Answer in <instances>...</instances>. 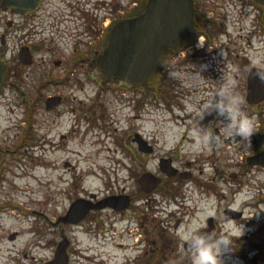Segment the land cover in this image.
<instances>
[{
	"label": "flooded vegetation",
	"instance_id": "obj_1",
	"mask_svg": "<svg viewBox=\"0 0 264 264\" xmlns=\"http://www.w3.org/2000/svg\"><path fill=\"white\" fill-rule=\"evenodd\" d=\"M13 1L0 0V27L4 31L1 43H6L7 31L36 30L30 35L36 38V51L53 49L50 59L64 68L58 85L74 81L72 71L81 81V77L87 82L92 80L100 91L112 88L127 93L137 89L105 78L98 66L113 28L137 15V0L123 4L121 0H36L35 9ZM194 2L195 32L165 54L153 79L162 87L160 90L153 85L159 88L163 111L171 117L164 121L169 123L164 132L172 127L175 133L155 136L161 141L134 134L126 143L132 150L126 151L125 144L122 151L127 163L116 162L127 173L117 186L101 192L79 188L76 183L70 187L63 215L78 201L91 205V209L77 223H57L63 215L50 223L60 239L68 240V264H191V254L179 233L194 220L201 222L204 231L232 233V250H239L236 256L240 264H264V216L254 218L257 212H264V83L252 75L253 60H264V1L209 0L208 7L201 0ZM28 36L21 42H26ZM198 38H203V48H197ZM183 52H188L186 58L180 57ZM200 64L208 65L198 77L207 85L204 90L194 81L185 86L169 77L174 69L199 72L194 65ZM94 69L101 73L97 82L90 75ZM229 80L242 112L251 122V145L237 137L220 148L197 150L198 130L220 132L223 122L214 115L200 120L187 110L188 105L203 104ZM44 84L38 87L39 93ZM64 100L55 110L63 106ZM27 101L23 96L22 105ZM125 107H130L129 100L125 99L118 111L125 114L126 110L121 111ZM138 140L147 143L150 153L138 149ZM153 159L156 162L150 167ZM167 170L175 173L169 175ZM144 175L150 182L160 181L159 185L149 184L144 190L140 184ZM73 188L80 190L73 195ZM7 209L23 210L12 200L0 202V212ZM243 224L247 231L239 239L235 233ZM34 235L36 241V230ZM78 235L85 240H79ZM8 239L17 242L19 232L11 233Z\"/></svg>",
	"mask_w": 264,
	"mask_h": 264
},
{
	"label": "rangeland",
	"instance_id": "obj_2",
	"mask_svg": "<svg viewBox=\"0 0 264 264\" xmlns=\"http://www.w3.org/2000/svg\"><path fill=\"white\" fill-rule=\"evenodd\" d=\"M201 2L210 5L209 0ZM3 32L0 27V35ZM35 33L36 30L7 31L5 45L0 41V58L11 70L8 83L0 91V202L12 200L23 209L0 212V264L51 261L57 248L54 244H59L61 239L50 223L65 213L70 187L76 183L79 188L101 192L106 187L117 186V181L122 183L127 173L116 162L127 163L122 151L134 134L161 141L155 136L175 133L172 127L164 132L169 124L164 121L171 117L162 109L159 88L153 87L159 86L153 80L155 77L127 93L114 92L112 88L100 91L92 80L87 82L81 77V81L72 71L70 75L76 76L74 81L58 85L64 77V68L50 59L53 49L36 51V38L30 36ZM24 34L29 35L28 39L21 42ZM24 44H29L26 46L32 51L30 66L19 61ZM90 75L96 77L95 81L100 80L97 69L90 71ZM193 81L203 90L207 88L202 80ZM41 83L45 84L39 93ZM17 88H22L24 95H18ZM23 96L28 101L22 105ZM52 96L65 98L61 108L46 109L45 101ZM125 99L130 107L121 110H126L121 114L118 109ZM28 112L34 116L31 126L26 122ZM28 128L30 135L23 140ZM64 135L66 138L62 139ZM127 145L126 151H131ZM155 162L153 159L150 167ZM69 163L72 170L66 168ZM79 190L73 188L72 194ZM13 232H19L15 243L8 239ZM78 238L85 240L81 235Z\"/></svg>",
	"mask_w": 264,
	"mask_h": 264
},
{
	"label": "water",
	"instance_id": "obj_3",
	"mask_svg": "<svg viewBox=\"0 0 264 264\" xmlns=\"http://www.w3.org/2000/svg\"><path fill=\"white\" fill-rule=\"evenodd\" d=\"M13 3L36 6V0H14ZM194 16L193 0H149L144 14L122 21L113 29L109 45L99 59L100 68L122 85H142L161 66L164 53L194 31ZM20 61L23 65H32L30 49L21 50ZM7 74V65L0 61V89L5 85ZM60 102L59 97L49 98L47 108L52 109ZM141 149L145 150L144 147ZM146 181L147 176H144L141 183ZM90 209L91 205L78 201L59 222L77 223ZM50 264H68L66 243H60Z\"/></svg>",
	"mask_w": 264,
	"mask_h": 264
},
{
	"label": "clouds",
	"instance_id": "obj_4",
	"mask_svg": "<svg viewBox=\"0 0 264 264\" xmlns=\"http://www.w3.org/2000/svg\"><path fill=\"white\" fill-rule=\"evenodd\" d=\"M197 48L204 47L203 38H198ZM188 52L180 54L181 58H186ZM253 67L255 69L252 75L264 83V60L254 59ZM199 68V72L187 73L183 69H174L169 71V77L181 81L185 86H190L193 80L198 81V77L207 70V64L194 65ZM233 82L229 80L225 85L219 88L216 93L210 96L203 104H189L188 111L195 113L200 120L206 115H214L223 122L222 131H208L201 128L196 133L197 143L194 146L197 150L201 147L211 149L220 148L227 140L239 137L246 141L250 147L252 135L251 122L246 118L241 110L240 99L232 92ZM264 216V212H257L254 218ZM247 231L245 224L241 225L235 233L241 239ZM180 238L187 245V250L191 254V264H240L239 258L233 251V241L230 238L232 233L217 235L215 231L202 230V224L199 221H193L191 224L180 230Z\"/></svg>",
	"mask_w": 264,
	"mask_h": 264
},
{
	"label": "trees",
	"instance_id": "obj_5",
	"mask_svg": "<svg viewBox=\"0 0 264 264\" xmlns=\"http://www.w3.org/2000/svg\"><path fill=\"white\" fill-rule=\"evenodd\" d=\"M146 2H147V0H144V2H143V7H142L141 10L139 11L138 15H139V14H142V13L144 12ZM31 107H32V105H31ZM31 117H32V116H31V114H30V118H28V120H27V123H29V125L32 124ZM32 125H33V124H32ZM30 126H31V125H30ZM28 135H30V129H29V128L26 129V135H25V137H24L23 140H26Z\"/></svg>",
	"mask_w": 264,
	"mask_h": 264
}]
</instances>
